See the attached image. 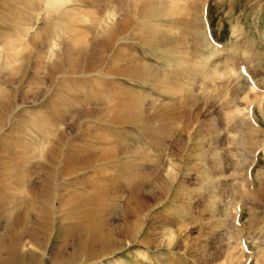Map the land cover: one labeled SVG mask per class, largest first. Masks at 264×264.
Returning a JSON list of instances; mask_svg holds the SVG:
<instances>
[{
	"label": "rangeland",
	"instance_id": "rangeland-1",
	"mask_svg": "<svg viewBox=\"0 0 264 264\" xmlns=\"http://www.w3.org/2000/svg\"><path fill=\"white\" fill-rule=\"evenodd\" d=\"M30 1L0 0L17 52L1 79L16 161L0 184V264L14 241L31 264H235L238 243V264H264V0H176L185 11L155 19L169 33L156 51L137 28L142 0H57L26 31ZM72 6L67 27L50 20ZM108 12L111 36L94 37ZM92 229L118 248L88 262L77 246Z\"/></svg>",
	"mask_w": 264,
	"mask_h": 264
},
{
	"label": "bare ground",
	"instance_id": "bare-ground-1",
	"mask_svg": "<svg viewBox=\"0 0 264 264\" xmlns=\"http://www.w3.org/2000/svg\"><path fill=\"white\" fill-rule=\"evenodd\" d=\"M30 1V0H29ZM57 0H31L30 3H29V7L26 6V8H24V11L27 15V22H28V19L29 21H32V22H29L28 23V26L26 27V24H25V27H26V31L30 28H33L34 24L38 23L40 20L44 19L45 17L42 16V12H41V6L45 5H54V3L56 2ZM143 1V9H142V13H141V17L139 19V23H138V30L141 32V33H144L145 36H142V38H144V43H146L148 45V47H150V49L152 48V51H154L155 49H159L161 48L160 46L161 45H164V43L166 44L167 40H168V34L163 36V31L161 30L160 26L158 25V23H156L155 19H160L159 17H170V16H173L174 14L180 12V11H185V4L181 5L183 8L181 9V7H179V5L175 2L176 0H142ZM153 2V3H152ZM183 2V1H182ZM11 4V3H10ZM16 4V3H15ZM44 6V7H45ZM81 6L79 3H78V11L80 10V13H81ZM76 8L74 6H72L71 8H57V9H54L55 10V13H53L52 17L50 18L51 21L55 22L56 24L55 25H59V24H62L64 25L66 22L67 24L69 19L73 16L74 18V14H73V9ZM181 9L178 11V9ZM1 12V11H0ZM48 12V11H47ZM110 12V11H109ZM106 14L105 16L103 17H100L98 18L97 20L94 21L93 24H91V31L94 35V37L96 35H99V34H104V35H108V36H111V18H113V16H111V13ZM112 12V11H111ZM107 13V12H106ZM190 13V12H189ZM46 14V13H45ZM79 14V12H78ZM47 15V14H46ZM82 17V15H79ZM76 17V15H75ZM87 17V16H86ZM42 18V19H41ZM72 18V20H73ZM2 19V16L0 14V22H3L1 21ZM26 19V18H25ZM76 19V18H74ZM81 20L79 19L78 17V27L80 26L79 22ZM73 23H74V20H73ZM173 23V22H172ZM196 23V22H195ZM65 24V26L67 25ZM124 24V23H123ZM136 24V23H135ZM60 25V26H62ZM70 25V24H69ZM68 25V27H69ZM85 25V24H84ZM125 25V24H124ZM11 26V25H10ZM15 26V25H14ZM13 26V28H14ZM77 26V25H76ZM74 29L71 30V34H69V41L70 39L72 40L73 44H74V47L77 48V46L80 44H82L83 46L86 45V42H87V35L86 33V30H84V28H78L76 27ZM166 26H169V24ZM7 27V26H6ZM12 27V26H11ZM67 27V26H66ZM195 27V26H194ZM9 27L7 28H0V93H1V89H2V84H1V79L2 78H6L7 76H11L13 75V72L15 70V65H16V62H17V52H16V45H15V40H16V36H15V33L14 31L16 30H13V28L11 29H8ZM70 28V27H69ZM126 28V27H125ZM199 28V27H198ZM196 29V28H195ZM113 30V29H112ZM194 33H197V32H194ZM199 34V32H198ZM126 35V34H125ZM197 35V34H196ZM92 36V35H91ZM124 36V35H123ZM163 36V37H162ZM199 36V35H198ZM200 36H201V33H200ZM199 36V38H200ZM67 37V38H68ZM208 37V35H207ZM198 38V40H199ZM122 39V38H121ZM195 39V37H194ZM89 40V39H88ZM94 40V38H93ZM109 40V39H108ZM120 40V39H119ZM91 41V40H90ZM71 42V43H72ZM89 42V41H88ZM93 42V41H92ZM91 42V43H92ZM96 42V41H95ZM111 42V41H110ZM115 42V41H114ZM113 42V43H114ZM119 43V42H117ZM102 44V43H101ZM168 44V43H167ZM88 45V44H87ZM90 46V45H89ZM111 46V44H110ZM115 46V45H114ZM166 46V45H165ZM91 47V46H90ZM168 47V46H166ZM85 48V47H84ZM86 48H89L88 46H86ZM110 48V47H109ZM81 49V48H80ZM162 49V48H161ZM174 53H173V51ZM177 50V49H176ZM175 49L173 48H165L162 52L160 50H157L158 52L160 51L162 54L161 55H165L166 58L170 59V58H173L176 56V51ZM89 51V50H88ZM91 51V50H90ZM156 51V50H155ZM84 52V51H82ZM87 52V51H86ZM94 52V51H93ZM159 52V53H160ZM76 53V52H75ZM92 53V52H90ZM153 53V52H152ZM155 53V52H154ZM157 54V52H156ZM178 54V53H177ZM76 55V54H75ZM82 55V54H81ZM88 55V54H87ZM160 55V54H159ZM91 56V55H90ZM157 56V55H156ZM164 56V57H165ZM178 56V55H177ZM50 57V56H49ZM94 57V56H93ZM120 57V56H119ZM160 58V56H158ZM163 57V56H162ZM163 57V58H164ZM179 57V56H178ZM176 57V58H178ZM47 58V57H46ZM86 58V57H85ZM165 58V59H166ZM48 59V58H47ZM92 59V58H91ZM95 59V58H94ZM113 59V58H112ZM88 60V59H87ZM90 60V59H89ZM93 60V59H92ZM98 60V59H96ZM179 60V59H178ZM228 60V59H227ZM170 61V60H169ZM174 61V60H173ZM205 61V60H204ZM203 61V62H204ZM180 62V61H179ZM178 61L177 62H170L171 64L172 63H179ZM48 63V62H47ZM96 63V62H95ZM100 63V61H99ZM201 63V62H200ZM175 64V65H177ZM180 64V63H179ZM232 64V63H231ZM199 66V64L196 63V66ZM139 68V67H138ZM226 68V67H225ZM230 68V69H229ZM140 69V68H139ZM228 71L230 72V75L233 73V75L235 74V70L233 68V66L229 67L228 66ZM220 71V70H219ZM218 69H217V72H219ZM82 72V71H80ZM90 72V71H89ZM93 73L95 72L94 70L92 71ZM79 73V72H78ZM135 73V72H134ZM143 73V72H142ZM213 73V72H212ZM212 73L210 72V74L212 75ZM85 74V72H84ZM89 74V73H87ZM154 74V73H153ZM91 75V73H90ZM237 75H238V72H237ZM244 75V74H243ZM236 76V75H235ZM242 76V75H241ZM149 77V76H148ZM238 77V76H237ZM227 78H230V77H227ZM239 78V77H238ZM243 78V77H242ZM248 78V77H247ZM246 78V80H247ZM10 79V78H9ZM12 79V78H11ZM8 80L7 82H11L12 80ZM214 79V78H213ZM240 79V78H239ZM245 79V78H244ZM230 80V79H229ZM6 82V83H7ZM144 82V81H143ZM149 82V81H148ZM217 82V81H216ZM242 82V81H241ZM249 83H252L250 81H248ZM3 83V82H2ZM12 83V82H11ZM10 83V84H11ZM150 84V83H149ZM158 84V83H157ZM157 86V85H156ZM160 86V85H159ZM163 86V85H162ZM250 89H253L254 86L251 85L249 86ZM161 88V87H159ZM8 90V89H7ZM255 90V89H253ZM256 91V90H255ZM246 92V91H245ZM253 93V92H252ZM257 93V92H256ZM1 95V94H0ZM149 95V94H148ZM251 96V95H250ZM253 96V95H252ZM4 97V96H3ZM247 97V96H246ZM256 98V97H255ZM251 99V98H250ZM257 102H258V105L259 107H262L264 105V93H260V95L258 96V98L256 99ZM257 104V103H256ZM163 105V104H162ZM251 105V104H250ZM2 106V105H1ZM242 108V107H241ZM238 109V108H237ZM247 109V108H245ZM240 110V109H239ZM24 112H29V111H24ZM239 112V111H238ZM239 114V113H238ZM245 114V113H244ZM249 114V113H248ZM145 115V114H144ZM29 116V115H28ZM246 116V115H245ZM32 117V116H31ZM163 117V116H161ZM169 117V116H168ZM10 118V117H9ZM21 118V117H20ZM244 118V117H243ZM162 119V118H161ZM164 119V118H163ZM169 119V118H168ZM7 120L10 121V119L7 118ZM32 120H36V119H31V120H28V123L31 124L32 123ZM42 120V119H41ZM166 120V119H165ZM164 120V121H165ZM5 121V120H4ZM12 121V120H11ZM25 122V121H24ZM31 122V123H30ZM36 122V121H35ZM147 122V121H146ZM167 122V121H166ZM4 123V122H2ZM6 123V122H5ZM39 123V121H38ZM36 123V124H38ZM41 123V122H40ZM143 123V122H142ZM161 123V122H160ZM42 125L41 124H38V126ZM153 125H155L153 123ZM161 126V125H160ZM43 128V127H42ZM25 129V128H24ZM149 129L147 130H144V131H148ZM152 129H150L151 131ZM27 131V130H26ZM149 131V132H150ZM25 133V132H24ZM143 133V132H142ZM152 133V132H151ZM150 133V134H151ZM152 135V134H151ZM150 135V137H151ZM26 136V135H25ZM148 136V134H147ZM146 136V137H147ZM149 137V136H148ZM13 138V137H12ZM15 138V137H14ZM28 139V138H27ZM152 139H153V136H152ZM11 140V139H10ZM12 141V140H11ZM153 141V140H152ZM149 143V142H148ZM25 146V145H24ZM23 146V148H24ZM29 144L26 147V149L22 152V155L24 156V158H26L28 161V158L30 157V149L28 148ZM48 148V147H47ZM45 151V150H44ZM4 153H7V156L6 158L4 159ZM15 149L13 147V144L12 143H9L7 139L3 138L0 136V167H1V163L3 165L2 168H4V163L7 162V165H6V177H2V179L0 178V184L2 185H7L8 182L10 183V179L12 177L11 173L14 172L12 171V169L14 170V162L16 161V155H15ZM6 155V154H5ZM26 164V163H25ZM3 170V169H2ZM11 170V172H10ZM16 170V169H15ZM28 176V175H27ZM4 178V179H3ZM10 178V179H9ZM240 185V184H239ZM9 186V185H8ZM241 188H243V182L241 183ZM6 188V187H5ZM5 191V190H4ZM1 193V192H0ZM171 235V234H170ZM241 239V238H240ZM93 241H101V248L99 251L95 250L91 244ZM171 242V241H170ZM112 243H114L112 241V239L110 238V236H102V237H99L97 236L94 232H93V229H92V235L88 238L87 242H84L83 244L80 243L78 246H77V249H81L82 247L86 248L85 252L84 253V256H85V261H94V260H97V259H100L102 257H105V256H108L112 253H114L116 251V248H118V246H115L113 245ZM239 244V243H238ZM237 245L234 246L233 249H231V251L228 252V255H229V259H233L234 261H236L235 264H238V260L240 258H242L244 256V249H242V247H239ZM231 247V246H230ZM233 247V246H232ZM231 247V248H232ZM120 249V248H119ZM244 250V251H243ZM140 254V253H139ZM141 255V254H140ZM143 255V254H142ZM259 255V254H258ZM34 256L33 255H25L21 246L18 244L17 241H14L10 248H9V254L8 256L5 258V260L3 261L4 264H28L30 263L31 264V261L33 260ZM78 260H80L78 258ZM97 262V261H96ZM120 262V261H119ZM122 262V261H121ZM120 262V263H121ZM118 263V264H120ZM123 264V263H121Z\"/></svg>",
	"mask_w": 264,
	"mask_h": 264
}]
</instances>
